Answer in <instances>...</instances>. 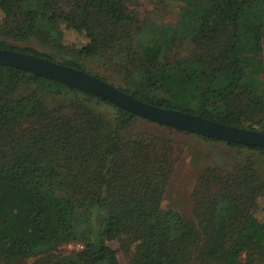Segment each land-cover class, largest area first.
<instances>
[{
  "label": "trees",
  "instance_id": "obj_1",
  "mask_svg": "<svg viewBox=\"0 0 264 264\" xmlns=\"http://www.w3.org/2000/svg\"><path fill=\"white\" fill-rule=\"evenodd\" d=\"M129 1L73 0L64 11L59 0H0L13 34L52 38L62 47L60 25L77 22L90 40L77 51L66 48L61 61L31 47L2 42L0 48L88 72L80 58L108 54L126 42L134 56L125 60L126 70L135 80L119 89L156 107L239 128L261 124L264 131V119L248 122L237 106L245 84L260 86L264 74V63L245 61L247 51L264 50V0H167L180 4L178 21L161 25L160 34L136 49L131 35L139 27ZM101 105L114 109L112 119L96 110ZM141 120L171 133L134 136ZM178 135L193 134L0 66V172L9 173L22 160L36 164L24 204L0 211V264H65L59 248L82 237L96 214L100 220L74 254L79 264H119L108 244L114 240L126 251L134 245L130 264H143L146 253L154 254L155 264H264V219L257 217L264 177L251 158L228 174L214 168L202 173L193 193L194 219L162 209ZM222 142L264 158L262 147Z\"/></svg>",
  "mask_w": 264,
  "mask_h": 264
},
{
  "label": "rangeland",
  "instance_id": "obj_2",
  "mask_svg": "<svg viewBox=\"0 0 264 264\" xmlns=\"http://www.w3.org/2000/svg\"><path fill=\"white\" fill-rule=\"evenodd\" d=\"M71 1L73 0H59L61 9L69 11ZM128 6L135 14L137 26L139 27V31H134V33L139 32V34L135 35V37L134 34L131 35L133 39L131 46L135 47V49L140 41H146L154 38L156 34H160L161 25L174 24L179 19L180 4L172 1L130 0ZM6 12L7 8L0 5V43L4 42L11 47H31L41 53L52 54L56 57V61H61L62 58H67L66 56L68 54H65L66 48L77 51L90 42L83 33L79 32L77 22H74L71 28H68L66 25H60L59 41L61 40L63 43L62 47L60 43L54 42L52 38L43 41L34 37L25 38L22 35L13 34L10 28L12 22L8 21L6 18ZM132 29L135 30L136 28L132 27ZM128 45L129 44H126V42H123L108 54L88 59L80 58L79 60L83 63L88 72L99 75L106 79L108 81L107 83L116 88L131 87L132 85L130 84L135 80V77L131 75V73L128 74L129 72L126 70L125 60H132L134 56L129 51L130 48ZM185 49V53H189L191 46H187ZM173 51H178L177 44L173 47ZM245 61L251 65L264 63V50L261 54H257L254 51H247L245 53ZM259 79L260 86L251 82L246 83L243 91H240L241 93L239 92L237 95V106L248 122L264 119V74H261ZM26 93L27 92L23 94ZM95 108L105 117L113 118L114 109L112 107L101 105V107ZM139 122L141 124L140 129H138ZM254 128L253 130L264 132L260 130L262 128L261 124H255ZM132 133L134 136H138L136 134L139 133L171 132L141 120L136 121V126L135 129L132 130ZM192 134L193 135L189 136L178 135L173 137L176 148L180 150L176 149L178 159L175 163L169 185L163 196L161 206L163 210H175L179 212L188 220L195 218L193 193L199 184L202 173L206 169L214 168L220 170L223 174H228L235 171L238 165L251 158L255 162V169L264 177V158L258 154L247 151L246 149L240 150L230 147L220 140H207L203 138L204 136ZM35 169L36 164L29 159L20 161L9 173L0 172V211L8 212L24 204V200L27 199L30 193L29 189L33 183V171ZM259 207L260 211L257 212V217L263 221L264 199L259 202ZM99 218L100 216L96 214L91 224L85 227L86 230L83 232L82 237L59 248V254L64 258L65 264H79L74 259V254L83 248L84 242L86 241L83 239V236L86 237L85 235L90 234L92 227L98 223L97 220H100ZM108 244L116 251L119 264L131 263V259L135 252L134 245L129 248V251H126L119 240L108 242ZM142 263L155 264L156 260L154 259V254H144Z\"/></svg>",
  "mask_w": 264,
  "mask_h": 264
},
{
  "label": "water",
  "instance_id": "obj_3",
  "mask_svg": "<svg viewBox=\"0 0 264 264\" xmlns=\"http://www.w3.org/2000/svg\"><path fill=\"white\" fill-rule=\"evenodd\" d=\"M0 66L22 69L58 81L71 88L106 99L156 123L211 139L264 148V132L218 123L178 110L156 107L94 75L49 59L0 48Z\"/></svg>",
  "mask_w": 264,
  "mask_h": 264
}]
</instances>
